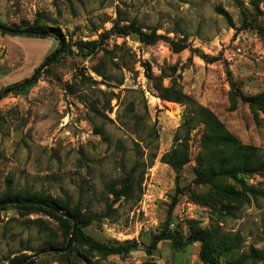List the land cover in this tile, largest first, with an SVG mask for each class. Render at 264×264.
Returning a JSON list of instances; mask_svg holds the SVG:
<instances>
[{"label":"rangeland","instance_id":"374dc122","mask_svg":"<svg viewBox=\"0 0 264 264\" xmlns=\"http://www.w3.org/2000/svg\"><path fill=\"white\" fill-rule=\"evenodd\" d=\"M243 12L252 28L243 27ZM118 17L145 31L156 27L165 39L147 46L134 36L111 35L96 54L84 58L76 53L77 44L99 41ZM0 24L58 29L63 48L74 51L61 53L28 87L0 99V198L8 189L27 190L68 203L84 216L104 213L110 205L113 217L82 231L105 244L148 245L165 227L179 186L185 191L177 196L171 229L187 235L200 228L226 237L235 250L230 260L222 258L224 264H264V195L245 194L241 203L212 197L209 206L191 195L211 193L194 184L199 158L206 153L205 126L191 131L189 162L178 178L161 158L176 137H184L181 125L192 105L162 99L144 67L149 65L155 78L163 72L170 76L163 79L164 87L173 85L208 108L242 145L256 148L264 159V114L235 97L232 86L234 82L246 97L264 94V0H0ZM172 42L184 49L173 52ZM61 46L52 37L0 31V93L31 79ZM112 94L116 98L109 103ZM136 162L139 185L133 197L115 201L109 188L120 190ZM246 181L264 194V175ZM69 237L60 221L44 212L2 210L0 264L23 254L31 259L50 242L61 249ZM70 249L69 256L48 252L34 264H205L199 243L177 251L163 241L151 258L142 249L104 256L74 240ZM252 249L256 262L249 258Z\"/></svg>","mask_w":264,"mask_h":264},{"label":"trees","instance_id":"16d2710c","mask_svg":"<svg viewBox=\"0 0 264 264\" xmlns=\"http://www.w3.org/2000/svg\"><path fill=\"white\" fill-rule=\"evenodd\" d=\"M254 5L258 8V4ZM224 15L229 19V16L226 12H224ZM242 15L244 19L243 27L252 28L253 23L248 22L247 14L243 12ZM122 23L123 20L118 17L113 28L104 33L99 41L81 42L77 44L76 53L84 58H88L93 54H96L99 47H101V45H103L104 42L111 37V35H118L122 37L134 36L141 44L147 46L155 45L160 40L165 39V37L157 33L158 29L156 27L148 28V30L145 31L144 28L138 25L136 22H130L128 24ZM12 30L22 31L17 27ZM27 30L49 33L45 37H52L56 41H58L60 45L63 44L64 38L62 37V34L58 29L49 28L47 26H38L36 24L28 28ZM11 34L24 35L19 33ZM171 48L173 52L179 53L184 49V46L172 42ZM63 49L52 62H55L56 59L60 57L61 53H74V51L70 47H66L64 50ZM125 51L126 49H124V52ZM195 53H197L205 62L209 63V61H211L210 57L205 55L204 53L200 51H195ZM50 57H48V59ZM118 66L119 68L126 67L120 64ZM144 67H146L148 78L153 80L155 88L160 93V97L162 99L173 101L183 105H192L190 107L191 110L188 113V118L185 119L183 124L181 125V129L185 132L184 137L182 139L180 137H176L175 145L172 150L163 155L161 158L162 163L173 168V170L177 173L178 178H180L184 166L189 162V135L191 131L200 124L205 126L206 132L203 136V143L206 153L199 158V164L196 169V179L194 180V184L198 186L208 187L211 193L206 192L201 196H196V194L190 192L191 195H193L197 201L202 202V204L206 206L212 205L213 198H215L216 201H224L227 203H241L245 199V194H247V196L249 195L255 198L257 196H263V193H261L256 188L249 186L246 181V177L248 176L255 174L264 175V159L258 155L257 149L251 146L242 145L235 136H233L230 132L227 131V129H225L224 125L212 111L193 101L189 96L185 95L182 90L175 88L173 85H171L170 87H164L162 83L163 79L169 78L170 76L165 75V73L163 72L162 76L155 78L152 74L150 66L144 65ZM95 71L97 72V74L103 75L99 70ZM121 83L122 82H120L119 84ZM232 86L234 89L235 97H239L242 102L247 103L254 111L256 110L264 114V94L260 93L251 97H246L242 93L240 94V90L236 88V84L234 82L232 83ZM113 98H116L115 94H112V97L109 99V103L111 102V100H113ZM111 110L112 109L110 108V111ZM139 165L140 163L136 162V164L128 172H126L125 177L121 181L120 190L116 189V185H112L109 188V193L114 196L115 201H118L121 198L131 199L133 197L135 187L139 185V183H137L136 177V172L139 169ZM224 180H232L234 182V185L225 183L223 182ZM235 185H237L238 187H233ZM189 189L190 188H188V190ZM9 190L10 189H8V191L0 198V203L7 201H22L30 203H23L21 205H2L0 206V211L8 208H16L29 211L44 212L57 218L60 221L64 237L68 238L71 235L73 223L72 221L58 215L49 207L55 206L62 211H66L71 215L77 217L78 230L73 240L85 245L91 251L97 252L104 256H127L134 252H137L139 249H142L145 254L151 258L159 249L161 242L170 241L172 247L177 251H185L194 243H199V259L203 263L224 264L222 262V258L225 257L229 258L230 260L231 254L235 250V247L228 242L227 238L221 236L219 233L212 232L210 230L208 231L202 230L200 228H194L186 235L181 229L170 228V223L173 220L172 211L174 206L176 205L177 196L185 191L184 188H180L179 186H177V196L175 197L174 203L169 210L166 223L164 225L165 227L158 235L154 236L150 240L148 245L142 244L138 241H127L125 243H119L115 245L105 244L95 240L82 231L83 228H86L95 221L113 217L115 214V210H113L110 205L107 206L104 213H89L88 215L84 216L83 214H81L78 208H75L73 209V211H71L68 203L63 204L51 196L32 193L27 190L20 193H14ZM66 245L64 244L61 249L65 248ZM50 248L61 250L57 248L53 244V242L44 245L39 250L40 252L47 251ZM70 250L65 253L67 256L72 253ZM252 251L253 255L249 256V258L256 262L258 258L257 254H255L253 249ZM55 253L59 254L58 252ZM29 259V256L23 254L10 260V264H26ZM234 263L237 264L236 262H233V264ZM143 264L154 263L145 262Z\"/></svg>","mask_w":264,"mask_h":264},{"label":"water","instance_id":"95a60500","mask_svg":"<svg viewBox=\"0 0 264 264\" xmlns=\"http://www.w3.org/2000/svg\"><path fill=\"white\" fill-rule=\"evenodd\" d=\"M0 30L3 31V32H11V33H19V34H24V35H32V36H37V37H45L47 36V34L49 33H45V32H38V31H33V30H22V31H15V30H12L6 26H3L0 24ZM63 49V44L62 46L59 48V50L54 54L52 55L40 68L37 69V72L35 73V75L31 78V79H28L26 80L25 82L17 85V86H13L11 88H8L6 90H4L3 92L0 93V99L19 90V89H22L28 85H30L35 79L36 77L46 68L48 67L51 62L59 55V53L62 51ZM23 203H30V202H22V201H7V202H1L0 203V206L2 205H21ZM50 209H52L54 212H56L58 215L62 216L63 218L67 219V220H70L72 221L73 223V227H72V232H71V235L67 241V245L65 246V248L61 249V250H56V249H52V250H47V251H41L39 252L38 254H36L33 258H31L26 264H34V262L42 255L46 254V253H55V252H58V253H61V254H64V253H67L71 246H72V243H73V239L77 233V230H78V219L76 216L74 215H71L70 213L66 212V211H62L61 209L55 207V206H49Z\"/></svg>","mask_w":264,"mask_h":264}]
</instances>
